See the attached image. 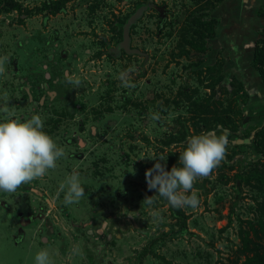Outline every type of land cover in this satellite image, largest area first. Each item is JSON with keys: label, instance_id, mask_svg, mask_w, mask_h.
<instances>
[{"label": "rangeland", "instance_id": "374dc122", "mask_svg": "<svg viewBox=\"0 0 264 264\" xmlns=\"http://www.w3.org/2000/svg\"><path fill=\"white\" fill-rule=\"evenodd\" d=\"M92 2L72 0L63 13L23 24L16 13L0 16V56L7 57L0 121L38 114L66 153L46 176L0 193V264H34L41 249L52 264H242V239L246 233L256 239L250 222L258 227L264 208L256 177L264 157L253 141L264 126V85L252 66L264 0H225L210 11L194 0H103L91 13ZM137 3L146 6L131 33L139 52H115L123 40L115 23ZM194 10L219 21L210 51L201 55L204 64L221 54L222 85L235 76L249 98L238 132L222 126L205 132L224 135L226 152L208 176L196 179L189 194L199 203L180 208L184 220L148 189L145 172L154 157H166L160 161L166 170L180 166L187 140L204 133L194 129L187 101L196 87V100L206 93L197 74L201 57L177 54L180 29ZM126 69H132V87L117 78ZM66 74L80 83H69ZM171 136L175 142L167 144ZM72 173L85 195L66 206L61 184ZM151 196L156 203L150 207L143 201Z\"/></svg>", "mask_w": 264, "mask_h": 264}, {"label": "clouds", "instance_id": "9594fccd", "mask_svg": "<svg viewBox=\"0 0 264 264\" xmlns=\"http://www.w3.org/2000/svg\"><path fill=\"white\" fill-rule=\"evenodd\" d=\"M6 60L7 57L0 56V71ZM131 71L126 69L118 74L123 87L133 86L128 79ZM66 79L69 83H80L79 80L72 81L68 74ZM43 128L38 114L24 121H0V193H14L21 185L46 176L57 167V161L65 157L64 148L58 146ZM226 147L224 135L218 136L214 132L192 135L179 153L180 166H173L169 171L160 163L166 160L165 156L150 158L156 162L145 172L148 189H154L156 196L165 199L173 208L197 207V196L189 193L198 177L208 176L218 166ZM61 189L66 206L79 203L85 195L78 173L68 175ZM143 203L151 207L156 200L153 196L146 197ZM34 264H52L48 250H39L34 256Z\"/></svg>", "mask_w": 264, "mask_h": 264}, {"label": "trees", "instance_id": "16d2710c", "mask_svg": "<svg viewBox=\"0 0 264 264\" xmlns=\"http://www.w3.org/2000/svg\"><path fill=\"white\" fill-rule=\"evenodd\" d=\"M27 1L0 0V16L16 13L18 15V22L23 24L25 18H31L36 15L49 17L63 13L67 10V5L72 0H39L32 5ZM194 1L198 7H202L203 9L207 8L210 11L217 4L225 0ZM102 2L103 0H94L89 5V12L95 13L101 9ZM144 7L145 3H137L131 13L122 18H118L115 25L117 30L120 31L121 38H123V28L126 21L136 10ZM195 12V10L190 11L186 15L183 28L180 29V41L182 44L177 53L178 56L190 57L195 53L201 57V55H205L210 51L208 41L216 37V29L219 26L218 19L212 17L210 14L196 15ZM134 28L135 24L131 26V33ZM121 50L124 49L120 48L118 52ZM204 63L205 60L202 57L196 61V65L200 67L197 69L198 80L200 85L205 88L206 93H204V96L199 101L195 97L199 93V88H194L187 95V101L191 104L190 109L193 112L194 129L198 132L205 133L215 130L218 126H222L232 133H236L243 121L242 106L248 102V92L244 84L235 76L231 78L228 86L222 85L225 80L223 71L225 59L221 54L217 55L213 63ZM252 66L261 77L264 85V28L261 31L260 37L254 43ZM180 140H183V137ZM253 141L258 153L264 157V126L255 131ZM173 142H175V137L171 136L167 144ZM256 177L259 183L264 186V164L256 172ZM173 209L178 217H183L185 220V215L180 208ZM261 210L262 215L258 220V227H254L250 222V228L256 239L249 237L248 233L242 239L243 248L245 249L243 254L246 255L242 264H264V243L261 241V239H264V208ZM184 223L185 221H183ZM248 252H252V255H248Z\"/></svg>", "mask_w": 264, "mask_h": 264}, {"label": "water", "instance_id": "95a60500", "mask_svg": "<svg viewBox=\"0 0 264 264\" xmlns=\"http://www.w3.org/2000/svg\"><path fill=\"white\" fill-rule=\"evenodd\" d=\"M146 6L144 8H140L136 10L126 21L124 28H123V40L120 44L116 47V52L119 51L120 48L124 49L127 53H138L139 49L131 47V26L136 23L139 18L143 15Z\"/></svg>", "mask_w": 264, "mask_h": 264}, {"label": "bare ground", "instance_id": "6f19581e", "mask_svg": "<svg viewBox=\"0 0 264 264\" xmlns=\"http://www.w3.org/2000/svg\"><path fill=\"white\" fill-rule=\"evenodd\" d=\"M219 36V35H218ZM248 85L250 86V84L248 83ZM259 89H261V87H259Z\"/></svg>", "mask_w": 264, "mask_h": 264}]
</instances>
